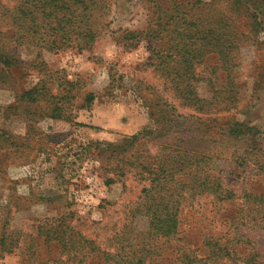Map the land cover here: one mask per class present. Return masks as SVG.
<instances>
[{"label": "trees", "instance_id": "1", "mask_svg": "<svg viewBox=\"0 0 264 264\" xmlns=\"http://www.w3.org/2000/svg\"><path fill=\"white\" fill-rule=\"evenodd\" d=\"M141 1L146 27L122 32L119 38L147 39L151 58L145 65L158 75L162 91L192 112L175 113L173 104L156 97L152 108L146 101L154 118L152 130L88 146H96L106 173L112 172L105 185L128 176L140 185L138 195L121 205L119 220L99 229L103 239L85 234L84 221L63 216L39 227L38 233L46 242H57L63 262L70 264H264V253L250 236L264 233V195L236 194L224 186L221 172L211 168L216 156L211 150L222 141L212 138L220 136L240 143L230 154L236 167L264 175V146L252 138L264 129L216 118L240 103V48L244 42L259 43L264 35V0ZM112 6L113 0H0V66L12 73L20 67L15 48L39 50L31 61L38 81L24 91L22 102L45 103L51 119L67 118L64 104L78 97L77 84L64 78L52 81L54 73L41 69L43 51L92 50L109 27ZM94 98L89 93L81 101L89 106ZM218 126L226 131L213 132ZM148 139L155 145L153 154L140 148ZM207 195L220 205L238 200L237 217L229 219L226 234L204 237L198 247L189 248L182 235L185 206ZM139 219L146 224L141 230ZM9 239L17 241L5 232L0 235V257L12 251ZM239 243L248 247L241 252Z\"/></svg>", "mask_w": 264, "mask_h": 264}, {"label": "rangeland", "instance_id": "2", "mask_svg": "<svg viewBox=\"0 0 264 264\" xmlns=\"http://www.w3.org/2000/svg\"><path fill=\"white\" fill-rule=\"evenodd\" d=\"M146 19L147 10L141 0H113L109 27L92 50L66 49L56 54L43 51L41 69L46 67L54 73L52 81L59 83L64 78L77 84L78 97L64 104V120L51 119L45 103L26 104L20 100L24 91L38 81L39 74L31 64L37 48H15L20 67L12 69V73L0 66V235L5 232L17 238L15 243L9 239L12 251L3 252L0 264H70L63 262L57 242H46L38 233L39 227L60 216L73 222L84 221L85 234L103 239L99 229L119 220L121 205L138 195L140 185L131 176L105 185V178L112 177V172L106 173L96 146H88L116 143L152 130L154 118L150 117L146 101L152 103V108L158 102L156 97L173 104L175 113L192 112L163 92L158 75L145 65L151 58L147 39L123 42L119 38L122 32L144 29ZM239 58L236 75L240 103L216 118L219 122L243 121L263 130L264 35L260 34L259 43L241 44ZM53 93H57L55 85ZM89 93L95 98L86 106L81 98ZM155 112L159 115L157 109ZM185 123L182 129L187 128ZM222 127L213 132L224 133L226 129ZM252 138L264 146V134ZM212 139H222L210 150L216 155L211 168L221 172L224 186L236 194L246 190L264 195V175H257L253 168L242 172L230 159L240 143L220 136ZM143 143L142 150L155 153L151 140ZM237 202L220 205L207 195L188 203L182 216V235L188 247H198L204 237L226 234L229 219L237 217ZM145 225L139 219L136 226L141 230ZM251 234L264 253V233ZM238 246L241 252L248 247L242 243Z\"/></svg>", "mask_w": 264, "mask_h": 264}, {"label": "crops", "instance_id": "3", "mask_svg": "<svg viewBox=\"0 0 264 264\" xmlns=\"http://www.w3.org/2000/svg\"><path fill=\"white\" fill-rule=\"evenodd\" d=\"M18 134H23V133H18Z\"/></svg>", "mask_w": 264, "mask_h": 264}]
</instances>
